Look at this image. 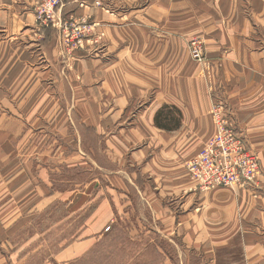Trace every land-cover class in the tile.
<instances>
[{"label":"crops","instance_id":"obj_1","mask_svg":"<svg viewBox=\"0 0 264 264\" xmlns=\"http://www.w3.org/2000/svg\"><path fill=\"white\" fill-rule=\"evenodd\" d=\"M34 1L0 0V237L20 233L16 224L24 216L16 210L18 204L33 192V199L25 203L47 195L42 166L50 167L55 163L52 160L59 158L60 149L53 144V136L58 133L65 140L63 127L78 122L98 130L100 137L105 136L104 155L111 164L116 163L114 156L125 161L123 154H131L132 162L137 164H156L171 150V134H180L183 127L181 124L173 131L159 127L155 123L157 112L166 106L180 110L199 103L201 80L197 75L192 78L185 73L184 81L196 90L190 99L182 96V66L171 65V55L182 54V41L155 35V7L141 14L145 10L139 13L130 6L128 18L121 19V6H112L118 11L111 16L102 7L92 6L95 0H67L56 12L58 18L87 17L104 34L101 46L87 41L85 49L72 57L62 50L58 29L50 27L42 29L40 36L36 34ZM193 1L207 13H198V21L194 19L200 28L212 32L207 38V52L210 57L218 55L222 59L221 79L229 88L239 129L256 149L264 151V0ZM219 6H227L226 18L232 21L227 24L225 38L213 25ZM231 6L239 14L250 10L255 18L236 20V26L242 27L237 33ZM188 7L182 6V10ZM167 22L164 18L162 26ZM145 27L146 33H139ZM171 83H177V88L170 93ZM156 87L159 91L154 99ZM142 99L146 101L139 104ZM183 114L184 126L196 117L191 109ZM129 122L130 126H123ZM194 136L197 138V134ZM34 139L39 141L36 146L32 145ZM81 144L83 148L74 146L77 150L72 148L66 154V163L71 167L82 166L85 161L90 165L84 147L86 137ZM195 149L192 144L189 153ZM35 171L41 173L33 179ZM152 181L158 184L156 179ZM110 183L123 188L140 182L138 178H115ZM58 194L62 198L65 195ZM250 194L240 191L235 196L223 190L201 194L195 205L200 223L197 220L195 226L182 227V243L204 251L213 264H219L227 254H236L237 249L238 264H264V195L255 199ZM117 197L123 199L124 194ZM47 198L52 201L57 195L49 193ZM82 244L68 247L66 254ZM0 264H10L1 243Z\"/></svg>","mask_w":264,"mask_h":264},{"label":"rangeland","instance_id":"obj_2","mask_svg":"<svg viewBox=\"0 0 264 264\" xmlns=\"http://www.w3.org/2000/svg\"><path fill=\"white\" fill-rule=\"evenodd\" d=\"M42 4V0L34 1L37 35H41L42 29L47 30L50 27L58 29L63 51L66 49L62 45V39L64 36L65 40L67 37L71 39L66 41L70 46L67 47L69 53L78 47L82 52L87 41L95 46L102 45L104 34L97 31V23L91 19L57 17L56 12L64 5L53 11L54 20L45 21L42 24L45 28H42L37 18L38 13L47 7L41 6ZM198 5L199 3L193 0H95L92 4L102 7L111 16H115L118 11L112 6H121L123 9V13L120 14L121 19L128 18L126 13L130 6H134L132 9L139 13L145 10L141 14L155 7L153 12L156 22L155 35L161 39L168 35L172 39L182 41V54L171 55L172 67L175 63L182 66V96L190 99L189 95L196 90L191 87L190 82L184 81L185 73L190 74L192 78L197 75L195 77L201 80V86H198L199 103L196 106H182L180 109L185 113L191 109V114L196 117L191 118L187 126H184L183 111L181 113L176 107L166 106L157 112L155 117L157 125L168 126L170 131L178 129L181 124L183 127L180 134H171L172 148L169 154L161 157L165 159L156 164L134 163L131 154H123L121 157L125 161L122 162L114 156L116 163L111 164L104 155L105 136L100 137L98 130L88 127L89 124L78 122L63 127V133H66L63 137L65 140H61L62 136L58 133L57 136H53V144L60 149L59 158L52 160L55 163L50 167L42 166V169H45L42 175L45 182L43 183L48 189L45 192L47 195L41 196L40 200L25 203L27 199H33L35 195L33 192L18 204L16 210L22 212L24 216L19 224H16L20 226L18 229L20 233L16 234L17 231L15 234L0 237L2 250L10 264H213L205 256L204 251L194 250L193 247L182 243V227L195 226L197 220L200 223L201 215L195 214L198 212L195 209L196 200L201 194L211 190H223L235 196L240 191L248 192L255 199L264 195V154L262 153L264 151L256 149L251 139L239 129L236 111L230 102L229 88L226 86V81L221 79L222 59L218 55L215 58L210 57L207 52V38L212 32L208 33L204 28H200L201 26L195 21L196 14L202 13L204 16L207 14L202 11V6ZM182 6L190 7L182 10ZM226 10L227 6H219L215 10V21H213L217 34L224 38L227 35L225 34L227 24L232 22L228 21V17L226 18ZM231 11L235 12L236 33L242 30V27L236 26V20L246 17L255 19L250 15L252 14L250 10H247L248 15L243 10L242 14H239L238 9L231 6ZM164 18L168 22L162 26ZM75 22H80L81 26L85 27V31L84 27H80L82 30L80 36ZM168 27L169 34H167ZM146 31L145 27L139 33ZM194 41L201 43L203 50L201 62L194 60L191 54V43ZM223 55H226V51ZM174 77L171 74V78ZM176 88L177 83H171L170 93ZM157 91H159L158 87L154 90V99ZM150 99L152 100V97ZM138 101L141 104L146 99ZM219 103L226 106L221 112L222 116L230 119L237 133L242 136L248 151L257 157L260 167L256 179L247 185L220 186L206 190L191 177L189 166L218 132L215 116ZM130 125V122L123 124L126 127ZM209 129L208 135L202 137V134ZM194 133L197 134V138ZM84 137L87 139L84 147L90 165L85 161L82 166L71 167L66 163V154L72 148L75 150L76 147L83 148L81 143ZM38 142L34 139L31 143L36 146ZM192 144L196 149L193 153H189ZM75 162L78 163L76 159ZM104 169L112 173H106ZM35 172L33 179L38 178L41 173L38 172L37 175ZM110 174L112 175L109 178L112 179L107 177ZM114 177L127 181L138 178L140 183L130 186V182L123 188H116L110 183L115 179ZM152 179H156L158 184L154 185ZM58 192H64V197L59 196ZM49 193L56 194L57 199L53 198L49 201L47 198ZM122 194H124L123 199L117 197ZM235 224L239 225L237 221ZM78 243L83 244L67 255L65 250ZM235 252L237 253L234 255L227 254L222 257L219 264H238L239 250Z\"/></svg>","mask_w":264,"mask_h":264},{"label":"built area","instance_id":"obj_3","mask_svg":"<svg viewBox=\"0 0 264 264\" xmlns=\"http://www.w3.org/2000/svg\"><path fill=\"white\" fill-rule=\"evenodd\" d=\"M60 1H62L60 3ZM67 0H42L41 6L45 7L38 13L39 24L45 21H53L54 13L57 7H62ZM40 6V7H41ZM77 25L78 36L82 34L80 22ZM85 31V27H84ZM62 39V45L69 56L74 57L80 50V47L68 52L70 47L66 41L71 40L69 37ZM83 42V41H82ZM191 54L194 60L201 62L203 60V50L199 41L191 43ZM226 108L225 105L218 104L215 120L217 121L218 132L214 138L199 152L189 166L191 177L203 189H211L220 186L247 185L256 179L259 173V162L257 157L250 153L243 143V138L231 124L229 118L222 116L221 112Z\"/></svg>","mask_w":264,"mask_h":264},{"label":"trees","instance_id":"obj_4","mask_svg":"<svg viewBox=\"0 0 264 264\" xmlns=\"http://www.w3.org/2000/svg\"><path fill=\"white\" fill-rule=\"evenodd\" d=\"M160 113V112H159ZM160 116H161V114H160ZM159 116H157V118H158ZM165 119V118H164ZM162 121H164V120H162ZM158 126L159 127H163V128H165V129H169V127L167 126V127H165V126H162V125H160V124H158Z\"/></svg>","mask_w":264,"mask_h":264}]
</instances>
